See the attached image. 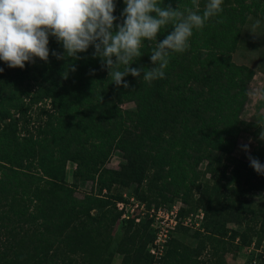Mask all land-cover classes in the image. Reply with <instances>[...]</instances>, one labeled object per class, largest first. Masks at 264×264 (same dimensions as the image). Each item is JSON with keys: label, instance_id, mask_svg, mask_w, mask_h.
<instances>
[{"label": "trees", "instance_id": "trees-1", "mask_svg": "<svg viewBox=\"0 0 264 264\" xmlns=\"http://www.w3.org/2000/svg\"><path fill=\"white\" fill-rule=\"evenodd\" d=\"M157 2L202 14L208 0ZM114 4L115 24L126 5ZM221 9L193 29L185 51L170 54L164 78L128 75V88L113 84L91 45L78 59H56L64 49L51 35L47 62L21 69L0 60V264H110L118 252L119 264H151L148 223L122 220L115 207L130 187L146 207L180 201V214L203 212L193 244L174 236L160 264H227L225 253L251 245L244 264H262L264 174L232 155L238 134L253 127L239 120L251 72L231 55L248 18L264 21V0H222ZM171 31L169 23L143 40L130 67L151 68L152 50ZM114 151L122 163L108 174ZM83 182L93 192L68 193Z\"/></svg>", "mask_w": 264, "mask_h": 264}, {"label": "clouds", "instance_id": "clouds-1", "mask_svg": "<svg viewBox=\"0 0 264 264\" xmlns=\"http://www.w3.org/2000/svg\"><path fill=\"white\" fill-rule=\"evenodd\" d=\"M124 4L122 21L114 24L118 20L113 15L114 0H0V60L10 68L21 69L25 62L34 63V58L47 62L51 35L64 49L63 55L53 51L56 59H78L77 54L91 45L93 58L100 59L102 70L107 69L113 84L128 88L124 81L128 75L146 82L164 78L170 54L185 51L193 29L202 28L222 10V0H208L202 14L188 8L181 11L171 3L161 6L157 0H124ZM169 23L172 31L150 55L153 66L130 67L141 56L142 41L154 40ZM259 24L257 20L253 28ZM121 65L123 71L119 70ZM251 95L264 99V88L253 90ZM260 139L264 140V131ZM243 147L248 150L247 145ZM248 159L258 174H264V164L251 155Z\"/></svg>", "mask_w": 264, "mask_h": 264}, {"label": "rangeland", "instance_id": "rangeland-1", "mask_svg": "<svg viewBox=\"0 0 264 264\" xmlns=\"http://www.w3.org/2000/svg\"><path fill=\"white\" fill-rule=\"evenodd\" d=\"M259 20L260 24L256 28H253L255 22ZM231 60L236 65H242L247 67L251 76L246 86V101L239 115V120L253 124L250 131L238 134L235 146L232 151V155L242 161L250 163L248 156L258 159L261 164H264V140L260 139V133L264 131V99L256 98L251 95L253 90L257 88H264V21L261 19L248 18L246 24L242 27L241 35L238 41L235 52L231 55ZM46 107L45 104H41L40 107ZM132 104H125L123 109L131 108ZM37 109L32 111L35 115ZM244 145L248 146V150H244ZM122 163L121 155L118 151H114L104 166L105 173L118 169ZM74 165L67 163L65 167L66 183H70V174ZM68 193L74 197L80 198L84 193L93 192L92 182L80 183L77 189L72 190L68 187ZM132 188L122 189L121 194L125 198L132 195ZM259 199L258 194H254L253 200ZM230 229L239 228L229 225ZM122 225L119 224L114 231L115 238H119L121 235ZM191 232L188 230L176 231L175 238L184 244L192 245L193 242L190 238ZM248 255V251L245 248H240L236 253H225V261L227 264H244ZM121 258V252L115 253L111 259L110 264H119Z\"/></svg>", "mask_w": 264, "mask_h": 264}, {"label": "built area", "instance_id": "built-area-1", "mask_svg": "<svg viewBox=\"0 0 264 264\" xmlns=\"http://www.w3.org/2000/svg\"><path fill=\"white\" fill-rule=\"evenodd\" d=\"M124 201L116 202L115 207L120 212V219H132L134 223L145 221L151 230L152 238L147 244L145 251L151 264H160L167 244L174 237L178 228L190 232L200 231L202 229L203 212L200 208H195L187 213L180 214L185 206L180 201H175L170 205H157L146 207L144 203L136 201L131 195ZM248 252L252 250V245L245 248ZM261 250H258L260 253ZM255 263V258L252 264ZM264 264V255L261 258Z\"/></svg>", "mask_w": 264, "mask_h": 264}]
</instances>
